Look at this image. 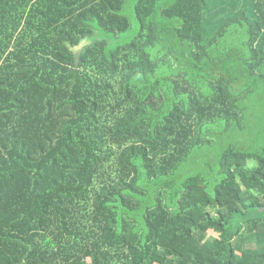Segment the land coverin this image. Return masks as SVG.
<instances>
[{
    "label": "trees",
    "instance_id": "obj_1",
    "mask_svg": "<svg viewBox=\"0 0 264 264\" xmlns=\"http://www.w3.org/2000/svg\"><path fill=\"white\" fill-rule=\"evenodd\" d=\"M123 10L0 0V264H264V110L176 184L264 93V0H134L120 43Z\"/></svg>",
    "mask_w": 264,
    "mask_h": 264
},
{
    "label": "rangeland",
    "instance_id": "obj_2",
    "mask_svg": "<svg viewBox=\"0 0 264 264\" xmlns=\"http://www.w3.org/2000/svg\"><path fill=\"white\" fill-rule=\"evenodd\" d=\"M124 10L122 13L127 15L131 20L130 28L123 34L119 35L116 41L127 42L136 34V20L132 14L131 6L134 0H123ZM219 16V15H218ZM220 17V16H219ZM218 17V18H219ZM217 18H213L211 26L216 23ZM209 25V26H210ZM89 39H87L88 41ZM120 42V43H122ZM115 42H110L112 45ZM83 47L80 46L79 49ZM247 113L245 116V129L244 132H238L233 128L223 129L219 122L208 125V129L214 135V139L206 143L204 146L197 148L190 158H187L179 167L177 172V182L181 179L195 173H201L207 177L208 189H210L218 179V160L221 152L227 145L241 146L245 148L253 147L261 137V121L263 118L264 110V93L260 90L252 92L246 99ZM244 128V127H243ZM204 132V129H202ZM248 165H253V161L249 160Z\"/></svg>",
    "mask_w": 264,
    "mask_h": 264
}]
</instances>
